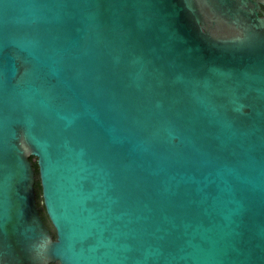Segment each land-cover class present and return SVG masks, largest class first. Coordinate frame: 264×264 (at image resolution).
<instances>
[{
  "label": "water",
  "instance_id": "95a60500",
  "mask_svg": "<svg viewBox=\"0 0 264 264\" xmlns=\"http://www.w3.org/2000/svg\"><path fill=\"white\" fill-rule=\"evenodd\" d=\"M260 3L0 0V264H264Z\"/></svg>",
  "mask_w": 264,
  "mask_h": 264
},
{
  "label": "trees",
  "instance_id": "16d2710c",
  "mask_svg": "<svg viewBox=\"0 0 264 264\" xmlns=\"http://www.w3.org/2000/svg\"><path fill=\"white\" fill-rule=\"evenodd\" d=\"M30 161L32 162V166H33V169L35 171V175H36V181H35V184H34V190H35V196H36V204H37V209H38V212L42 218V220L44 221V223L48 226L50 232L53 234L54 236V230L46 216V213H45V210H44V207L42 205V202H41V189H40V184H39V180H38V170H37V165H36V162L34 160V158L32 156L29 157Z\"/></svg>",
  "mask_w": 264,
  "mask_h": 264
},
{
  "label": "flooded vegetation",
  "instance_id": "af4514ba",
  "mask_svg": "<svg viewBox=\"0 0 264 264\" xmlns=\"http://www.w3.org/2000/svg\"><path fill=\"white\" fill-rule=\"evenodd\" d=\"M263 12H264V5L260 3L259 4V15L262 16ZM49 264H59V263L55 261V262H50Z\"/></svg>",
  "mask_w": 264,
  "mask_h": 264
}]
</instances>
